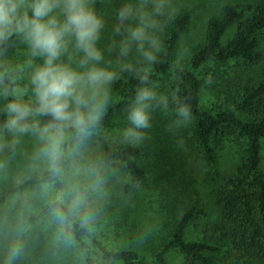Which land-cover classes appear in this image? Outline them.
Listing matches in <instances>:
<instances>
[{"label": "clouds", "instance_id": "1", "mask_svg": "<svg viewBox=\"0 0 264 264\" xmlns=\"http://www.w3.org/2000/svg\"><path fill=\"white\" fill-rule=\"evenodd\" d=\"M97 0H0V149H14L19 138L34 137L33 159L47 171L42 192L49 198L51 219L61 238L72 242V230L94 218L92 195L103 180L98 168L85 157L91 138L111 110V86L127 73L140 87L124 108L125 125L118 130L123 142L140 146L149 141L151 114L174 111L172 128L191 122L190 106L178 95H160L144 72L123 62L135 49L137 64L162 63L159 53L166 24L177 11L174 0H136L116 10L119 25V70L104 64L97 47L105 27ZM18 44L27 48V58H14ZM116 51L115 42L107 49ZM36 60L42 61L35 63ZM178 68L182 64L177 63ZM211 83V80H206ZM27 98V99H26ZM5 134L10 140L4 139ZM182 145V142H180ZM4 165L0 163V168ZM23 249L10 244L6 264H14Z\"/></svg>", "mask_w": 264, "mask_h": 264}, {"label": "trees", "instance_id": "2", "mask_svg": "<svg viewBox=\"0 0 264 264\" xmlns=\"http://www.w3.org/2000/svg\"><path fill=\"white\" fill-rule=\"evenodd\" d=\"M188 19V13L184 12L168 21L161 39L159 56L162 63L143 71L157 85L155 91L159 93L161 89L162 95H171L178 90L179 97L190 106L189 142L196 149L198 162L210 170L206 183L211 189L216 215L204 225L203 239L188 241L185 239L188 224L204 213L194 204L188 208L178 206L172 212L170 222L165 224L169 231L160 243L161 250L149 253L151 261H146L145 256L135 251L109 249L91 234L87 226L77 225L72 230V241L84 249L83 264H164L170 253L180 256V264H264V172L260 170L259 157L260 140L264 139V0L223 4L216 15L207 19L202 45L191 56L189 68H178L172 66V59ZM230 27L234 28L231 37L221 43ZM229 61H240L246 68L260 66L261 79L256 82L248 78L241 82L236 75L233 76L224 85L236 94L230 97L231 108L205 109L200 103L203 80L195 75V71L206 65ZM139 87L138 80L132 75H121L110 88L113 93L111 110L92 137L98 160L124 174L127 179L124 191L127 192L134 191L147 179L148 173L141 163L144 150L126 142L111 144L104 131L113 119L124 117V108L134 99ZM169 110L172 111L171 107ZM237 112L250 119L239 118ZM3 119L0 113V123ZM222 138L229 139L241 151L238 164L228 174L222 172L217 163L216 148ZM165 165L168 164L162 159L152 161V168H156L154 174L164 173ZM46 179V168L27 174L20 182L0 190V203L29 188L42 187ZM166 187L164 189L170 186ZM167 191H176V186L172 185V190ZM188 191L191 196V189L183 184L180 192L183 198ZM159 203L164 209L162 199ZM171 206L169 203L168 207ZM48 208L49 203L40 214L49 213ZM58 238L63 240L60 232ZM145 242L152 246L147 240Z\"/></svg>", "mask_w": 264, "mask_h": 264}, {"label": "rangeland", "instance_id": "3", "mask_svg": "<svg viewBox=\"0 0 264 264\" xmlns=\"http://www.w3.org/2000/svg\"><path fill=\"white\" fill-rule=\"evenodd\" d=\"M249 1L174 0L177 8L175 16L186 12L189 19L176 45L172 66L180 63L182 67L189 68L191 56L202 45L207 19L216 15L223 4ZM124 3H136V0H97L95 5L105 20L101 39L97 44L104 54L102 66L110 65L115 71L119 70V42L124 38L123 34L118 35L114 31L119 25L116 10ZM161 19L164 24L169 21L166 18ZM233 30L234 28L230 27L225 32L221 43L228 41ZM158 35L161 40L163 34ZM113 42H115L116 51L110 53L107 49L113 46ZM14 58L21 62L27 58L25 45L22 44L15 49ZM139 59L133 48L123 62L132 63L142 70L147 69L149 67L147 63L137 64ZM41 62L35 61L37 64ZM195 75L203 80L200 103L208 110L222 106L231 108L230 97L236 94L224 85L233 76L236 75L241 82L248 78L256 82L261 79L260 66L246 68L240 61L206 65L196 70ZM206 80H211V83H206ZM110 94L113 100L111 89ZM158 94L162 95L163 91L159 89ZM2 102L3 100H0V106ZM236 115L246 121L250 119L243 113L237 112ZM175 119L173 110H168L167 113L160 110L152 112L150 121L152 127L147 130L151 139L140 145L144 150L141 163L148 173L147 179L134 191L132 189L128 192L124 191L127 179L120 170L106 167L98 160L97 146L91 138L85 157L97 166L103 183L100 191L91 197L94 218L86 226L105 247L112 250L135 251L145 256L146 261H151L149 253L161 250L160 243L169 231V227L165 224L170 222L172 212L178 206L188 208L193 204L201 208L204 215L196 216L188 224L185 239L188 241L203 239L204 225L209 218H214L216 215L211 189L206 183L210 170L198 162L196 149L189 142L191 122L180 128H172L171 125ZM124 123V117L113 119L105 129L104 134L111 144L123 142L118 130L125 125ZM4 139L10 140L11 137L5 134ZM35 148V138L25 135L19 138V143L14 149L8 147L0 149V163L4 165L0 168V190L7 185L20 182L33 171L45 169L40 161L33 159ZM216 154L218 168L228 174L232 173L238 164L241 151L239 146L229 139L222 138L216 148ZM259 157L260 170L264 172V139L260 140ZM161 159L168 165H165L164 173L156 176L154 174L156 168L153 169L151 163L152 161L160 162ZM183 184L189 186L192 191L191 196L188 191L183 198L180 193ZM172 185L176 186V191H167L172 190ZM166 186L170 187L164 189ZM161 199L165 205L164 209L159 203ZM48 203L49 198L42 192V187L29 188L0 203V264H6L8 248L13 242L23 249L21 256L15 260L14 264H83L84 249L73 241L67 243L60 240L59 226L51 219L50 213L40 214ZM169 203H172L170 208ZM30 218L33 220L30 221ZM145 240L152 246L146 245ZM180 262V256L170 253L164 264H180Z\"/></svg>", "mask_w": 264, "mask_h": 264}]
</instances>
